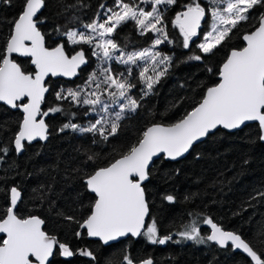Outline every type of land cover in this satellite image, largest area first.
Segmentation results:
<instances>
[{"label":"snow or ice","instance_id":"snow-or-ice-1","mask_svg":"<svg viewBox=\"0 0 264 264\" xmlns=\"http://www.w3.org/2000/svg\"><path fill=\"white\" fill-rule=\"evenodd\" d=\"M0 2L11 4V0ZM141 3L147 4L150 10L146 11L136 3L114 0V7L107 9L106 18L83 24L84 30H62L60 25H56L53 32L61 38L60 42L48 47L47 34L42 31V26L47 23V18L42 16L47 0H21L20 11L8 21L11 28L0 47V103L21 111L22 118L11 144H0V164L8 162L10 151L14 150L19 156L26 150V144L48 140L51 132L44 117L50 113H61L63 109L53 106L42 111L41 105L49 92L46 77L77 76L78 70L89 62L84 46L91 48V56L100 61V66L89 74L83 85L56 91L55 99L78 106H91L85 111L86 116L89 111L102 115L89 122L88 126L68 120L57 131L62 133L71 129L82 134L90 133L93 144L108 143L109 138H115L120 131L121 121L127 114L136 113L142 107L141 101L153 93L155 85L174 66L172 56L154 51L161 44L173 43L166 31L168 23L178 30L182 38L180 45L189 50L195 43L194 38L201 37L202 26L208 25L209 30L203 32L201 42L196 43L198 54L193 53L184 62L202 61L223 48H229L218 69L207 68L209 73L218 76V82L203 85L200 99L174 122L147 126L134 143L119 151L117 157L106 161L104 166L98 164V153L86 152L81 166L72 169L76 174L73 179L81 180L84 191L94 196L86 207L83 200H79V206L84 208L80 218L64 212L57 215L76 225L75 237L81 238L86 232L88 237L99 238L105 245L129 234L132 237L143 236L153 245H164L169 241L213 243L222 249L242 250L253 264H264V227H261L258 236L249 240L240 233L225 230L211 218L202 221L210 226L211 231L207 235L202 234L195 221L167 235L159 233L155 219L147 226L145 224L150 216L145 182L151 177L150 165L155 159L163 157L175 161L189 153L198 142L221 129L229 132L242 130L250 122H255L259 130L253 143H264V11L253 12L254 9H264V0H141ZM57 5L62 10L77 8L76 3H66L65 0H57ZM169 10L174 12L170 21L165 16ZM77 20L79 17L75 15L69 18V22ZM128 22H134L141 35L149 32L157 34L150 48L124 52L111 38L120 26ZM242 23L249 30L241 33L245 46L237 49L231 47L230 42L232 36L240 33ZM117 52L119 55H115ZM18 58H28L32 70L18 62ZM113 60L129 66L127 75L114 74L111 67L103 66ZM138 61H144V64H138ZM131 66L139 69V83L143 85L138 98L130 95L136 87L128 79L133 75ZM105 93L111 104L104 102ZM112 105H117L118 110L110 111ZM171 107L176 108L177 104ZM248 163L249 160L245 159L244 164ZM41 189H44L43 184L33 189V194L43 202L47 195ZM6 191L9 203L0 215V234L6 236L0 239V264H53L56 256L66 260L77 255L96 259L93 251L73 249L48 233L44 229L45 220L40 216L18 215V204L23 202L22 193L16 186ZM51 191L49 184L47 192ZM258 198H264V190L256 191L250 200ZM162 199L169 204L176 202L172 194H165ZM173 235L180 239L173 240ZM120 264L154 262L152 258L136 262L125 251Z\"/></svg>","mask_w":264,"mask_h":264},{"label":"trees","instance_id":"trees-1","mask_svg":"<svg viewBox=\"0 0 264 264\" xmlns=\"http://www.w3.org/2000/svg\"><path fill=\"white\" fill-rule=\"evenodd\" d=\"M66 3H76V9L62 10L57 5V0H47V7L42 10V16L47 18V23L42 26L46 35L48 47H54L60 42V37L53 32L56 25L62 30L69 28L82 29L83 24L91 23L99 18L106 8L114 7V0H65ZM136 3L146 11L150 10L147 4L141 0H125ZM84 5H87L84 7ZM101 5H104L102 8ZM21 8V0H11V4L0 2V47L6 41L11 25L8 21L15 18ZM264 9H254V13ZM99 14V15H98ZM78 16L79 20L69 22L71 16ZM168 21L174 16V12H165ZM208 25L202 26V33ZM249 29L241 25L240 33L232 36L230 46L241 48L243 41L240 35ZM166 31L173 43H164L157 50L173 57L174 66L169 68L165 77L155 85L151 95L141 101L142 107L136 113L127 114L121 121V129L115 138H109L108 143L93 144V136L90 133L73 132L71 129L65 132L57 130L68 120L81 126H88L102 113L91 112L86 116L85 111L91 106H78L69 101H57L55 92L64 89H75L83 85L89 74L100 66V61L91 56V48L84 46L88 58V64L80 69L78 77L74 80L48 79L49 92L42 111L53 106H60L61 113L49 114L45 118L49 125L51 135L44 143L35 142L26 144V150L19 156L10 151L8 162L0 164V215L6 210L9 203L7 189L16 186L22 193L23 202L18 204V215H38L45 220L44 229L66 242L73 249L86 246L96 256H74L63 259L60 256L53 258V264H120L125 251L138 262L145 258H152L154 264H253L243 253L222 249L219 246L209 244H196L193 241H181L173 243L169 241L164 245H153L143 236L133 239L128 237L109 245H102L98 240H88L84 235L81 238L73 234L76 225L64 221L57 215L58 212L75 214L80 218L84 211L79 206V200H83L86 207L93 195L84 191L81 180L73 179L76 175L72 169L79 168L85 159L86 152H95L100 156L99 166L117 157L119 151H123L128 145L134 143L139 134L152 123H172L186 110H190L195 101L203 94V85H212L218 82V76L207 71L209 66L216 69L225 58L229 48H223L215 55L202 61H187L193 53L198 54L196 43L200 39L194 38L195 43L191 49H184L180 45L177 29L168 23ZM156 33L149 32L141 35L134 25L128 22L120 26L111 38L120 45L124 52L140 51L150 48ZM16 58V57H14ZM29 71L32 67L29 59L18 58ZM142 65V61H138ZM106 67H111L114 74L124 73L128 65L109 61ZM133 68V75L129 76L130 82L136 87L130 91V95L138 98L143 85L139 83V69ZM103 87V86H102ZM103 100L111 104V100L105 93ZM177 104L176 108L171 105ZM118 110L117 105H112L110 111ZM74 113L75 115H71ZM22 118L18 110H12L0 103V144H11L12 137L17 130L19 120ZM258 126L255 123L248 124L242 130L228 132L220 130L215 135L197 143L190 152L177 161L157 159L151 165L152 174L145 186L150 200V216L147 217V225L152 219L157 221L159 233L167 235L182 230L183 225L194 221L203 235L208 231L202 227L205 218H211L213 222L222 226L225 230L242 234L251 240L258 236L261 227H264V198L250 200L256 191L264 190V143H253L258 134ZM98 139V137H97ZM114 149L116 151H114ZM197 154H199L197 156ZM248 159L249 163L244 164ZM177 170H179L177 172ZM91 171V169H87ZM31 175H28V174ZM43 184L47 199L41 202L33 194V189H38ZM51 184L52 191L47 192ZM165 194H172L176 202L169 204L163 200ZM190 197L186 200L185 197ZM75 209V212H73ZM190 213L192 215H190ZM146 225V226H147ZM0 239H3L0 236ZM180 237L173 235V240Z\"/></svg>","mask_w":264,"mask_h":264},{"label":"water","instance_id":"water-1","mask_svg":"<svg viewBox=\"0 0 264 264\" xmlns=\"http://www.w3.org/2000/svg\"><path fill=\"white\" fill-rule=\"evenodd\" d=\"M243 41V40H242ZM243 46H245V42L243 41ZM242 46V47H243ZM14 57H15V54H14ZM22 59H25V58H22ZM28 59V58H27ZM29 64H30V60H29ZM31 66V65H30ZM86 66V65H85ZM85 66H82V67H85ZM32 67V66H31ZM79 72H80V69L78 70V75H79ZM78 75L77 76H75V77H63V76H58V77H51V76H49V77H46V85H47V81H48V79H58V78H61V79H65V80H74L76 77H78ZM219 79V78H218ZM48 86V85H47ZM49 87V86H48ZM46 95H47V93H46ZM2 104V103H1ZM6 106V105H5ZM42 106V105H41ZM8 107V106H7ZM9 108V107H8ZM12 110H14V109H12ZM19 111V110H18ZM20 113H21V115H22V112L21 111H19ZM46 117H44V119H45ZM38 119H39V117H38ZM252 123H255V122H250V123H248V124H252ZM247 124V125H248ZM256 124V123H255ZM223 130V129H222ZM225 131H228V130H225ZM233 131H236V130H233ZM233 131H231V132H233ZM229 132V131H228ZM35 142H41V143H44L45 141H40V140H37V141H34V142H32V143H35ZM199 143V142H198ZM188 154V153H187ZM187 154H185V156L187 155ZM184 156V157H185ZM161 158H163V157H161ZM183 157H181V158H178L177 160H179V159H182ZM160 159V158H159ZM164 159V158H163ZM155 160H157V159H155ZM154 160V161H155ZM164 160H166V161H173V160H169V159H164ZM177 160H175V161H177ZM150 167H151V165H150ZM19 190V189H18ZM93 196H94V194H92ZM215 223V222H214ZM145 224L147 225V218H146V220H145ZM202 227H204V228H206L207 230H208V234H210V231H211V229H210V226L209 225H206V224H203V222H202ZM80 231H82V229L80 230ZM229 231V230H228ZM85 235H86V232H85ZM0 236H2L3 238H6V236H5V234H0ZM128 237H131V238H133V239H137L138 237H132L130 234H129V236H127V237H122V238H119V240L118 241H120V240H123V239H126V238H128ZM86 238L88 239V240H98V241H100L99 240V238H91V237H88L87 235H86ZM118 241H114V242H110L109 244H111V243H115V242H118ZM101 243H102V245H105L102 241H100ZM108 244V245H109ZM88 249L86 246H82V247H80L79 249ZM89 250V249H88ZM236 252H240V253H243L242 252V250H235ZM244 255H246L247 256V254L246 253H243ZM83 257V256H82ZM248 257V256H247ZM61 258H63V257H61ZM72 258V257H71ZM85 258H88V257H85ZM250 260H251V258L250 257H248ZM63 259H65L66 260V258H63ZM67 259H70V258H67ZM253 263V262H252Z\"/></svg>","mask_w":264,"mask_h":264},{"label":"rangeland","instance_id":"rangeland-1","mask_svg":"<svg viewBox=\"0 0 264 264\" xmlns=\"http://www.w3.org/2000/svg\"><path fill=\"white\" fill-rule=\"evenodd\" d=\"M107 9H108V8H106V9L101 13V16H100L99 18L95 19V20H102V19L106 18V15L108 14V13H107ZM80 30H84V29L82 28V29H80ZM208 30H209V26H207V30H206V31H208ZM206 31H205V32H206ZM202 35H203V33L201 34V37L199 38V39H200L199 42H201V40H202ZM161 45H162V44H161ZM158 47H159V46H158ZM158 47H157V48H158ZM157 48L154 49V51H158ZM115 55H119V53L117 52V53H115ZM142 64H144V61H142Z\"/></svg>","mask_w":264,"mask_h":264},{"label":"flooded vegetation","instance_id":"flooded-vegetation-1","mask_svg":"<svg viewBox=\"0 0 264 264\" xmlns=\"http://www.w3.org/2000/svg\"><path fill=\"white\" fill-rule=\"evenodd\" d=\"M208 231V230H207Z\"/></svg>","mask_w":264,"mask_h":264}]
</instances>
